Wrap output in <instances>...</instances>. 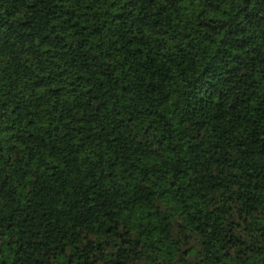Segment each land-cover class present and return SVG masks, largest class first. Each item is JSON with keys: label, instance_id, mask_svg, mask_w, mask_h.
Wrapping results in <instances>:
<instances>
[{"label": "trees", "instance_id": "16d2710c", "mask_svg": "<svg viewBox=\"0 0 264 264\" xmlns=\"http://www.w3.org/2000/svg\"><path fill=\"white\" fill-rule=\"evenodd\" d=\"M0 264H264V0H0Z\"/></svg>", "mask_w": 264, "mask_h": 264}]
</instances>
